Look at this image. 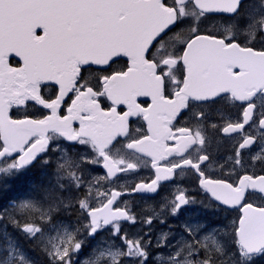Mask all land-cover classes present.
I'll use <instances>...</instances> for the list:
<instances>
[{"label":"snow or ice","instance_id":"obj_1","mask_svg":"<svg viewBox=\"0 0 264 264\" xmlns=\"http://www.w3.org/2000/svg\"><path fill=\"white\" fill-rule=\"evenodd\" d=\"M121 58L126 68L113 69ZM213 118L241 137L219 176L209 171L221 159L206 136ZM141 167L154 178L120 185ZM186 171L207 203L177 183ZM30 172L38 178L11 195ZM261 173L264 0H0V264H85L102 232L87 264H159L161 248L167 264H264ZM164 182L175 185L161 197L169 216L199 204L217 222L182 225L175 245L160 232L153 244L154 221L167 218L138 216L123 197ZM129 223L149 231L129 237Z\"/></svg>","mask_w":264,"mask_h":264},{"label":"flooded vegetation","instance_id":"obj_2","mask_svg":"<svg viewBox=\"0 0 264 264\" xmlns=\"http://www.w3.org/2000/svg\"><path fill=\"white\" fill-rule=\"evenodd\" d=\"M252 3H253V0H252ZM209 26L213 27V26H223V25H211L210 24ZM182 39H184V37H178V38H176V42L179 43ZM10 63H12V65L14 67H18L21 64L17 58L10 60ZM127 64H128V62L124 58H121L117 62V64L113 65V69H115V70L125 69ZM108 103L109 102L102 101V106L107 107ZM138 103H140L142 106L147 107L148 104L151 103V101H150L149 97H139ZM256 103L257 104L261 103V100L257 99ZM124 110H126V108L124 106H121L120 108H118V111H124ZM228 112H231V114H232V119L229 122H235V115H236L235 110L234 109H227L225 114H227ZM63 114H66V112ZM221 123H224V121H221L220 119H217V118H213L211 121H209V131L206 133V136L211 139L213 151L217 152L219 157L221 158L219 163H217L216 161H213V163L210 165V168H209L210 173L215 172L217 176L220 175V166H219L220 163H223L225 158L230 157L232 154L231 150L235 147V145L238 142H241V137L238 134H224L222 132V129L220 131H217L215 128L212 127V125H219ZM77 126H78V122H77ZM136 126L141 127V126H145V125H144V122L141 120L136 124ZM260 131L261 130L259 128H257L256 126H253V128H251V129H248L246 126L245 135H253L254 137H258L260 135ZM245 152H247V150H245ZM248 158L249 157L246 155L245 160L247 161ZM132 162H135V160L133 159ZM252 164L258 170L259 165L255 161H253ZM246 166H247V164H246ZM105 172H106V169L103 171H100V168H97L93 174L98 175L100 177H103ZM136 173L137 174H135V175L132 173L123 174L121 176L120 181H119L120 185L130 186L133 183H139L141 180L148 182L149 178H154V176H153L154 169H152L150 167H141V168L136 170ZM248 174H251V172H249ZM261 174H264V173H261ZM109 179H114V178H109ZM105 183H107V181H105ZM177 183L181 187L192 188L193 191L191 192V195L195 196L198 200L201 201V197L206 198L205 193H203L199 189H196V177L192 173L186 171L182 177L178 176L177 177ZM110 187H112L113 190H120V191H124L125 193L130 192V187H128V188H119V187H115V186H110ZM101 189L104 190L103 187ZM174 194H176L175 193V185L173 183L164 182V186L162 187V189L157 194H155L151 197L131 193L130 195H125L123 198L131 200L132 204L135 201H137L138 203H141V204L149 203V205L152 207H150L147 214H144V215H149L151 213V211L154 209L157 213L161 214V219L167 218V222H170V223L173 222L176 224L177 220L180 221L181 219H185L186 213L192 208L194 210L196 208H198L199 204L194 205V206H188V210L184 211L179 217L169 216L168 215V209L163 207L164 201L161 199V197L164 196V197H166V199L171 200L173 198ZM192 211L190 212V214L192 213ZM154 225L156 228L159 226V224H156L155 221H154ZM144 229H147V227H144ZM0 231H2V229H0ZM8 231L12 232V229L9 228ZM102 233H104V232H102ZM100 235H98L96 238H98ZM93 241L94 240H92L90 242V245H92ZM4 242H5L4 237L0 236V245H3ZM24 247L26 249V248H28V245L25 244Z\"/></svg>","mask_w":264,"mask_h":264},{"label":"rangeland","instance_id":"obj_3","mask_svg":"<svg viewBox=\"0 0 264 264\" xmlns=\"http://www.w3.org/2000/svg\"><path fill=\"white\" fill-rule=\"evenodd\" d=\"M253 3L256 4L258 3V0H253ZM33 175H38V172H34L32 173ZM31 175V174H29ZM24 179V182H27L28 181V178L26 176L23 177ZM102 190V189H101ZM201 201H204V200H201ZM151 203V202H150ZM132 207H133V210L134 212L139 216L141 214H147L148 210L150 209V206L149 203H145V204H141V203H138L137 201H135L133 204H132ZM166 212V211H165ZM181 215V214H180ZM178 215V216H180ZM233 215H235V213H233ZM177 217V216H176ZM196 222V221H195ZM186 223L184 222V220H181L180 221V224L179 223H173V222H167V224H159V226L156 228L155 225H154V231L151 232V238H152V242L153 244H155L156 242V237L157 235L160 233V232H167L169 230H171V232L173 233V236L170 238L171 240V243L173 245H175L178 241L182 240V239H185L186 238V234L183 230V228L181 227L182 225H185ZM169 226H171V228H169ZM126 230L127 232L129 233V237H131V234L133 233H137L139 232L141 235L143 233H146L149 231V229H142L141 230V227L140 225H132V224H127L126 226ZM207 228H211V225H208L207 224ZM205 232H207V229H205ZM109 233L107 232H104L102 233L98 238H96L93 242H92V245L89 244V249L85 250L83 252V254L79 257L82 261L85 262V264H87V261L89 259H95V256L94 254L93 255H90V250L92 248L93 245L97 244L98 242H101L102 240H106L107 237H108ZM147 238V237H146ZM116 243H120L119 240L116 241ZM159 251H161L162 253H164V255H162L160 258H159V264H167V253L169 251V249L167 248H161L159 249Z\"/></svg>","mask_w":264,"mask_h":264},{"label":"trees","instance_id":"obj_4","mask_svg":"<svg viewBox=\"0 0 264 264\" xmlns=\"http://www.w3.org/2000/svg\"><path fill=\"white\" fill-rule=\"evenodd\" d=\"M20 182H23V180H17L15 182V191L11 195H18L21 193L22 189L20 187V191L17 189L19 185H21ZM24 186V185H23ZM205 202V201H204ZM6 203V201H5ZM198 212V211H197ZM196 212V213H197ZM199 219H201V222H207L208 225H211V227L217 222L219 219L217 216H215L212 212L206 211L202 206H201V216H198ZM28 250V248H26ZM32 254V253H30Z\"/></svg>","mask_w":264,"mask_h":264},{"label":"water","instance_id":"obj_5","mask_svg":"<svg viewBox=\"0 0 264 264\" xmlns=\"http://www.w3.org/2000/svg\"><path fill=\"white\" fill-rule=\"evenodd\" d=\"M140 194H144V195H154L153 193H140Z\"/></svg>","mask_w":264,"mask_h":264}]
</instances>
